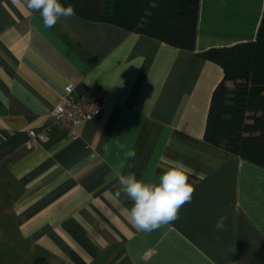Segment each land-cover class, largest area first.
I'll use <instances>...</instances> for the list:
<instances>
[{
    "label": "crops",
    "instance_id": "crops-1",
    "mask_svg": "<svg viewBox=\"0 0 264 264\" xmlns=\"http://www.w3.org/2000/svg\"><path fill=\"white\" fill-rule=\"evenodd\" d=\"M262 15L264 0H199L191 51L77 15L48 29L0 0V264H264V166L203 140L222 70L197 55L254 40ZM68 83L101 102L72 129L49 118ZM169 160L194 170L192 200L139 231L112 170L158 182Z\"/></svg>",
    "mask_w": 264,
    "mask_h": 264
},
{
    "label": "trees",
    "instance_id": "trees-1",
    "mask_svg": "<svg viewBox=\"0 0 264 264\" xmlns=\"http://www.w3.org/2000/svg\"><path fill=\"white\" fill-rule=\"evenodd\" d=\"M76 15L116 24L180 49L194 50L199 0H60ZM217 64L203 140L264 166V15L256 37L197 54Z\"/></svg>",
    "mask_w": 264,
    "mask_h": 264
},
{
    "label": "clouds",
    "instance_id": "clouds-1",
    "mask_svg": "<svg viewBox=\"0 0 264 264\" xmlns=\"http://www.w3.org/2000/svg\"><path fill=\"white\" fill-rule=\"evenodd\" d=\"M27 8L38 12L45 28H53L61 18L70 19L76 15L72 4L65 7L60 0H24ZM128 158L135 157V151L126 153ZM159 176L158 182H145L138 179L135 173L123 174L120 168H114L113 176L118 181L119 188L115 193L132 201L128 209L130 223L139 231L152 232L164 225H168L179 218L180 209L192 200L195 188L189 182V176L195 175L193 169L180 160L167 161ZM227 217L221 215L215 230L223 231Z\"/></svg>",
    "mask_w": 264,
    "mask_h": 264
},
{
    "label": "built area",
    "instance_id": "built-area-1",
    "mask_svg": "<svg viewBox=\"0 0 264 264\" xmlns=\"http://www.w3.org/2000/svg\"><path fill=\"white\" fill-rule=\"evenodd\" d=\"M100 100L95 96L77 95L74 86L68 83L64 87L56 106L50 111L49 118L67 129H72L76 124L85 122L99 113ZM48 127L40 130L29 129L25 147L31 149L47 139Z\"/></svg>",
    "mask_w": 264,
    "mask_h": 264
}]
</instances>
